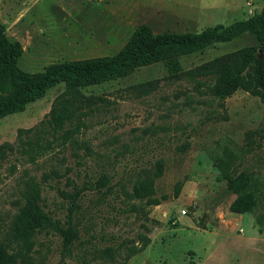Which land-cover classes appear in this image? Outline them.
Instances as JSON below:
<instances>
[{"label": "rangeland", "instance_id": "obj_1", "mask_svg": "<svg viewBox=\"0 0 264 264\" xmlns=\"http://www.w3.org/2000/svg\"><path fill=\"white\" fill-rule=\"evenodd\" d=\"M46 1L44 15L59 25L61 36L37 38L26 47L19 60L26 72L113 55L141 24L157 34L196 33L264 10V0H251L250 7L247 0H175L180 15L194 19L189 20L174 17V9L154 11L153 0H141L131 16L108 7L106 13L85 11L65 23L61 20L68 12L51 9V0ZM60 3L69 12L81 7L80 0ZM257 46L252 35L244 34L180 57L176 71L161 62L84 88L85 96L101 100L86 110L84 127L71 141L59 137L36 163L19 161L18 155L0 163V239L12 227L22 190L34 180L40 183L44 210L62 222L69 207L64 193L78 189L82 195L72 216L71 256L62 259L61 239L43 232L32 254L42 264H264V225L256 221L264 214V103L238 90L220 106L198 82L174 75ZM150 81L157 82L154 91L134 89ZM64 90L58 84L25 111L1 119L0 145H14L18 129L38 126ZM217 164L250 172L249 189L256 197L252 212H230L236 196L224 194L226 181ZM103 175L109 183L103 184ZM143 180L152 181L159 205L145 206V200L132 197ZM106 248L113 258L100 257Z\"/></svg>", "mask_w": 264, "mask_h": 264}, {"label": "trees", "instance_id": "obj_2", "mask_svg": "<svg viewBox=\"0 0 264 264\" xmlns=\"http://www.w3.org/2000/svg\"><path fill=\"white\" fill-rule=\"evenodd\" d=\"M244 34L254 37L258 46L246 47L222 55L175 76H184L205 87V93L217 99L220 106L238 90H242L264 103V10L227 26L218 25L196 33H154L150 26L141 24L135 28L127 42L113 55L52 63L42 71L30 73L19 67L23 48L18 41L10 40L5 26L0 22V120L25 111L27 105L42 99L46 92L58 84L65 90L53 101L45 119L29 129H18L16 143L0 145V163L17 156L19 161H36L53 150L59 137L71 141L84 127L82 118L86 110L100 101L87 97L82 90L87 87L116 81L137 70L158 63H166L176 71L180 57L192 55L221 43L230 42ZM262 55L260 59L259 56ZM156 81L134 87L140 93H150ZM51 135V139L48 138ZM62 144V143H61ZM157 163V174L162 171ZM226 181L224 194L235 195L229 210L233 214H245L254 210L255 194L249 189L251 175L248 170L239 173L217 164ZM16 167H11V173ZM56 174V173H55ZM103 184L110 179L103 175ZM69 201L67 219L62 222L51 217L41 201L40 183L31 180L20 195L19 209L12 227L0 239V264H42L33 259L36 237L51 233L61 239L62 259L70 257L74 243L72 216L78 211L80 191L64 193ZM132 197L145 200V206H157L160 200L153 197L152 181L135 184ZM264 225V214L256 219ZM259 231L262 230L259 228ZM100 257H112L110 248L103 249ZM131 254V253H130ZM129 256V255H128Z\"/></svg>", "mask_w": 264, "mask_h": 264}, {"label": "crops", "instance_id": "obj_3", "mask_svg": "<svg viewBox=\"0 0 264 264\" xmlns=\"http://www.w3.org/2000/svg\"><path fill=\"white\" fill-rule=\"evenodd\" d=\"M81 7L75 8L74 12H69L67 8L60 3V0H51L48 7L51 9L68 12L67 17L62 18V22L67 23L68 20L74 21L76 14L86 13L85 11H99L106 13L108 7L116 8L117 11L128 13L130 16L135 14V11L141 8V0H80ZM151 1V0H150ZM152 9L169 8L174 9V17L181 19L194 20L192 17H183L176 8L180 5L175 0H153ZM46 0H0V22L5 26L6 35L10 40L18 41L23 52L26 47L33 44L37 38L55 37L58 29V24L51 19L47 20L45 11H43V3ZM156 2V3H155ZM136 7V8H135ZM36 8V10H35ZM167 11V10H166ZM118 15V14H117ZM122 16L121 14H119ZM123 19V18H122ZM64 31V30H63ZM57 35L56 37H60ZM88 59V58H85ZM80 60V59H77Z\"/></svg>", "mask_w": 264, "mask_h": 264}, {"label": "built area", "instance_id": "obj_4", "mask_svg": "<svg viewBox=\"0 0 264 264\" xmlns=\"http://www.w3.org/2000/svg\"><path fill=\"white\" fill-rule=\"evenodd\" d=\"M247 6L250 7L251 6V0H247ZM251 13V11H249ZM182 214H185V212L183 211Z\"/></svg>", "mask_w": 264, "mask_h": 264}, {"label": "water", "instance_id": "obj_5", "mask_svg": "<svg viewBox=\"0 0 264 264\" xmlns=\"http://www.w3.org/2000/svg\"><path fill=\"white\" fill-rule=\"evenodd\" d=\"M259 58L261 59L262 58V55H260Z\"/></svg>", "mask_w": 264, "mask_h": 264}]
</instances>
